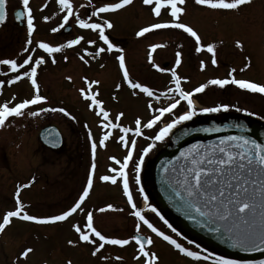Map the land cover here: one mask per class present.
Segmentation results:
<instances>
[{"label":"rangeland","instance_id":"rangeland-1","mask_svg":"<svg viewBox=\"0 0 264 264\" xmlns=\"http://www.w3.org/2000/svg\"><path fill=\"white\" fill-rule=\"evenodd\" d=\"M71 2L75 8L82 4H89V9L93 11V5L99 7L103 3L118 2V0H91V4L89 0H71ZM184 7L186 12L182 14L181 22L188 24L197 31L201 37V42L210 44L214 40L213 37L226 38L228 41L235 39L243 41L245 39L248 43L250 42L249 47L245 50V58L250 62V69L255 71L259 69V71L264 72V64L258 65L256 55L253 53L257 48L254 43L261 42L263 50L260 51L262 55L264 54V0H252L251 4L241 6L239 10H213L195 4V0H187ZM151 8L152 6L143 4V0H133V3L128 5L126 10L116 18L114 33L118 36L138 37L136 33L143 27L157 22L171 21L172 18L166 10H162L161 16L156 17ZM185 34L183 30L168 28L153 30L145 36L154 37V42L162 45V42L168 40L166 38L177 35L185 36ZM186 35L188 36V34ZM32 49L33 47L29 49V52H32ZM73 51L76 50H68L66 55L70 56ZM157 52L161 59H166L164 57H166L167 50L160 47ZM35 57L34 54L33 60ZM224 59H226L225 56L219 57V61H225ZM219 61L217 60V62ZM60 64L64 63L60 61ZM64 65L59 69L70 70L66 66L68 64ZM70 72L73 74H43L44 84L56 95V101H53L54 107H63L70 113L69 116H65L55 112L50 117L51 122L61 129L65 137V145L62 151H45L38 147V130L40 126L46 124L45 120H42L41 124L36 121L24 125V129L21 131L23 132L22 145L24 151H0V222H2L7 211L15 210V193L18 186L25 184L30 186L20 188V200L25 205L24 210L31 215L47 217L60 214L72 206L87 186V179L93 163L90 132L92 140L97 143L96 171L93 187L82 205L85 211L80 212L78 210L68 220L55 224H37L18 218L12 219L10 225L6 226L5 230L0 233V264H69V262L71 264H143V257L141 260L134 259L137 254V246L134 242L123 248L106 245L101 253L95 257L92 256L94 245L79 242L78 234L73 228L74 224H79L83 230H87L86 213L92 211L94 227L102 234L109 237L129 238L134 234L137 221L130 215L131 208L123 193L122 182L118 180L113 185L110 182L100 180L103 175H112L110 168H118V165L109 159L110 157H116L123 161L127 155L128 149L118 142V137L122 133L117 129L112 130L113 135L106 142V147L99 145V141L106 131L101 127V117L96 114L98 110L88 107L90 101L86 103L82 100L80 89L87 91V85L82 81V75L72 70ZM215 72V74L205 77L203 83H207L210 79L227 78L228 69L226 67H219L215 69ZM106 75V80L101 77L96 78V76H92L93 79L91 76L87 77H90L89 81H100L99 85L93 86L92 91H99L97 98L103 101V106L110 112V119L113 122H115L117 114L123 112L124 116L119 123L134 129L136 118L139 117L142 122L146 123L156 114L154 109L166 107L162 98L156 100L139 91H135L136 95H133L134 91L123 78L120 88L117 89L113 82L107 81L111 75ZM68 77H71V80ZM228 90V86L223 89L218 86H209L207 91L198 93L195 101L197 111L204 107L222 104H227L230 109L233 101L241 102V94L238 88L234 87L233 92H228ZM154 93L160 95V92L154 91ZM149 102L152 103L153 109L148 108ZM187 110L188 107L179 106L173 110V113H166L152 129L143 128L142 136L134 137L133 134V136L128 134L129 143L133 139L136 141L133 158L127 171L130 175V189L137 206L155 227L167 235H171L184 247L199 252L201 256L211 253L207 260H195L186 257L160 237H157L146 226L141 225L142 234L146 237L150 236L154 241L150 250L159 255L160 264H210L211 262L213 264V258L216 257L208 248L201 247L196 241L180 232L160 210L157 211L180 233L179 236L173 233L163 220L150 209L146 207L147 210L142 209L145 204H143V196L138 190L143 187L144 194L146 191L148 192L144 183L145 174H142L144 165L157 154L164 143H167L166 139L154 142L151 138L157 134L163 123H168L172 117ZM16 138L17 136H10L7 144H15ZM150 143H155V147L144 157L140 184L137 185L133 167L138 162L143 149ZM109 204L113 205L115 209H123V211H98L100 208H106ZM151 205L157 208L155 203H151ZM70 240L74 244H69L68 241ZM189 240L193 243L189 244ZM196 245H199V248ZM27 248H32L33 251L24 257L22 253ZM102 256L109 258L104 260L101 258ZM117 256L122 257V259L117 260Z\"/></svg>","mask_w":264,"mask_h":264},{"label":"snow or ice","instance_id":"snow-or-ice-1","mask_svg":"<svg viewBox=\"0 0 264 264\" xmlns=\"http://www.w3.org/2000/svg\"><path fill=\"white\" fill-rule=\"evenodd\" d=\"M91 4V0H89ZM133 3V0H118V2L103 3L102 6L96 7L93 5L94 10L91 13L92 17H100L101 14L114 12L124 8ZM252 0H195V4L207 7L213 10H239L241 6L251 4ZM22 10L16 12V18L20 20H26L27 40L24 53H29L22 63H18L16 59H0V65H7L17 75L8 81L9 84H15L24 78H28L30 84L34 90L31 98H24L20 102L10 106L11 102H5L0 104V128H3L6 121L10 117H24L25 115L30 117H38L42 113L47 112H59L65 116H69L70 113L63 107H40L35 110H30L32 106L41 105L47 102V98L40 94V85L38 83V69L44 64L45 58L43 56L36 57L33 60L35 49L29 52V46L32 45L33 33L36 31L34 23L33 10L29 6L30 0H21ZM60 9L65 12L63 16V22L58 27H53L51 31L53 33L59 32L65 25L68 24L69 19L75 15V22L79 28L92 30L98 33L99 40L103 41L105 47H99L95 53L88 52L84 49L86 55L99 56L102 53L118 51L120 55L116 57L119 63V68L122 71L123 80L133 90H139L140 93L145 94L147 97L155 98L159 100L160 95L154 93L153 89L145 86L140 82H135L130 78L129 70L126 66L125 56L123 55V49L116 48V45L109 39V36L105 34V29H111L112 23L103 20L102 22H93L91 17L87 19L80 18L77 13H74L73 4L71 0H58ZM143 4L152 6L151 10L156 17H160L162 10H166L170 16L169 22H157L149 26L141 28L136 35L143 37L145 34L152 32L153 30L160 29H178L183 30L184 33L194 38L197 45L195 51H206L211 54V64L217 65V53L216 45L208 44L202 45L201 37L191 26L181 22V16L186 12L184 5L186 0H143ZM7 5L8 0H0V24H3L7 19ZM81 7H84L81 5ZM49 17H44L47 21ZM84 40L83 36H79L75 39H70L66 44L60 46H52L47 42H38L37 47L42 49L44 53L52 56L54 53L61 52L64 48H72L79 45ZM96 41L89 40L88 44L94 45ZM237 47H242L239 41L236 42ZM163 47V45H152L151 52H155L157 48ZM68 59L67 56L64 57ZM80 59L85 64L88 63L84 56H80ZM150 62L160 72H165L167 69L155 64L149 56ZM55 59H52V63H55ZM182 63L181 53H176L175 65L179 67ZM31 65V67H27ZM103 66V65H102ZM250 66V62L245 65V68ZM206 67L204 61H201V69ZM21 69H25L21 73ZM244 69H241L243 71ZM236 69H231L229 78H215L210 79L207 83L200 84L192 91H185L181 86L182 78L178 75L175 69L171 70V77L174 81L175 87L169 88L168 93H178L179 98L186 101L188 110L183 114L177 116L175 119L164 124L160 127L157 134L151 139L156 141H163L170 133L173 132L178 125L183 122L190 121L196 116L197 109L192 99L194 94L203 93L209 86H218L219 88H225L228 85H235L239 89L247 90L252 93L264 94V84L252 82L245 79H237L233 75ZM71 80V77H68ZM85 83L87 85V91L80 89L81 95L85 100L90 101L88 107L93 110H98L96 114L101 117V127L106 130L99 141L101 147H106V142L112 137L113 131L119 129L122 133L118 137V142L126 149L127 155L123 158V161L116 157H110L117 167L110 168L112 175H103L100 180L103 182H110L115 185L118 180L122 182L123 193L127 198V203L130 205V215L133 216L137 223L135 224L134 234L129 238H116L109 237L101 233L94 227V216L92 211L86 213V228L83 230L79 224H74L73 228L78 234V241L86 244L94 245L92 250V256H97L105 248L106 245L119 246L121 248L126 247L134 242L137 246V254L134 259L141 260L143 257V264H160V257L155 251L150 250V246L154 244L153 239L150 236H145L141 232V225L146 226L157 237H160L163 241L173 246L179 253L186 257L193 258L195 260L204 259L207 260L211 253L201 256L199 252L192 251L187 247H184L181 243L177 242L171 235H167L164 231L155 227L153 223L146 218L143 211L137 206L136 201L133 198L132 191L129 185V176L127 169L129 163L132 161L133 153L136 147V141L133 139L130 143L128 140V134L132 133L134 136L139 137L143 135V128L152 129L161 121L162 117L166 113H173V110L177 108L180 100L170 103L167 107H160L154 109L156 113L146 123L138 117L135 120V128L122 126L119 121L124 116L123 112L117 114L115 122L110 119V112L103 106V101L98 99L99 91H92L94 85H99L100 81H89L86 77ZM4 81H0V90L3 89ZM117 89L120 88L118 84ZM136 95V92H133ZM115 98V97H114ZM15 100V96L12 98ZM149 109H153L151 102L148 104ZM229 106L227 104L217 105L213 107H204L199 111L202 113H218L221 111L227 112ZM236 111H242L237 108ZM74 119V117H73ZM232 128H235L241 132L239 135H229L219 139L218 142L209 145L200 143L192 144L188 148L180 152L176 162L171 169L164 167L163 171L166 175L170 176V179L166 181L172 189L173 198L177 204V208L180 211H184L190 218L196 219L197 217L205 219L206 222H212L213 224L219 222L223 227V231L220 227H216L213 230L221 235H226L228 241L231 242L232 247L241 248L244 251H252L264 246V143H259L255 139H251L249 136L244 135L246 131L245 127L241 124H233ZM217 132L219 128H203V129H184L180 133V137H186L193 132ZM178 137V139L180 138ZM89 138L91 140V153L93 163L91 164L89 176L87 179V186L82 190V194L67 210L60 214L51 215L47 217H37L31 215L24 210L25 205L20 200V188L29 187V184L18 186L15 193V210H9L3 216L2 222H0V233H2L6 226L10 225L13 218H18L22 221L35 222L37 224H55L57 222H64L68 220L78 210L84 212L85 209L82 205L85 199L89 196L90 190L93 187L94 176L96 171V151L97 143L92 140L91 133L89 132ZM49 143L53 146L57 141L55 138L50 139ZM155 147V143H150L143 149L142 154L139 156L138 162L134 164L133 171L135 173L134 179L137 185L140 184V173L144 164V157ZM34 182V178H33ZM139 193L143 196L145 201V207L150 209L151 212L163 220L164 224L171 229L177 236L180 235L177 230L164 219L163 216L157 211L155 207H152L148 203V196L144 194V188L140 187ZM106 210L123 211V209H115L113 205L109 204L106 208H100L98 211L105 212ZM69 244H74L73 241H68ZM189 244L193 241L189 240ZM199 248V245H196ZM33 251L32 248H27L22 255L27 257L29 253ZM104 260L109 257L102 256ZM117 260L122 257L117 256ZM214 264H240V261L235 259H229L224 256H216L213 258ZM71 264V262H69Z\"/></svg>","mask_w":264,"mask_h":264},{"label":"flooded vegetation","instance_id":"flooded-vegetation-1","mask_svg":"<svg viewBox=\"0 0 264 264\" xmlns=\"http://www.w3.org/2000/svg\"><path fill=\"white\" fill-rule=\"evenodd\" d=\"M29 6L33 10L34 23L36 26V31L32 36L33 43L31 46H29V49L33 47V49H35L34 54L36 55V57L43 56L45 58L46 62L42 64L38 69V83L40 85V94L47 98L46 103L32 106L30 110H35L36 108L40 107L55 106V104H53V101H56V95L55 93L51 92V90H49L50 88H48V86L46 87L43 81V74L45 73H52L53 75H71L73 74L72 72H70L72 70L82 75L83 82H85V77L89 80L90 77L87 76H96V78L101 77L102 79L106 80V74H109L111 76H109L110 78L107 80L108 82H113L115 86H117L118 84L121 85L123 76L122 71L119 68L118 60L116 59V57L120 55L118 51H106L99 56H89L84 52V49H87L88 52L95 53L99 47L106 48V45H104L103 41L99 40L97 32L79 28L78 24L75 22L76 17L74 15L69 19L68 24L65 25L64 28H62L59 32L53 33L51 29L53 27H58L59 24L63 22V16L65 15V12L60 9L58 0H30ZM83 6L84 7H81L80 5V7L75 8V6L73 5L74 13H77L80 18L87 19L91 17L93 22H102L103 20H107L112 23L113 27L111 29L106 28L105 34L109 36V39L113 42L114 45H116V48L123 49V55L125 56L126 66L129 70L130 78L135 82H140L145 86L152 88L153 91L160 92V96L166 103V107L170 103L175 102V100H180V103L177 107H188L187 102L180 99L178 93H168L166 96L164 95V93L168 92L169 88L175 87L174 81L171 77L172 69H175L178 75L181 76V86L185 91H192L200 84H204L203 81L205 80V77L210 76L211 74H215V69L219 67H226L228 69L227 78H229L231 69L234 68L236 69L235 73H233L235 78L264 84L263 71H259V69L256 71L251 70L250 66L245 68V65L249 63L248 59L245 58V50L249 47L250 44V42L248 43V41L245 39L243 41L239 39L228 41L226 38L213 37L214 40L213 42H211V44H215L217 46V60L219 61V57L224 56L226 59H224L225 61H219L217 65H212L211 54L206 51V48L204 51H201L199 53L195 51L197 45L194 38L190 37L189 35L187 36L186 34L185 36H172L166 38L168 39L167 41L162 42L163 49L167 50V54L166 57H164L166 59H161L157 52L159 48H157L155 52H151V46L159 44L156 41L154 42V37L150 35H146L143 37L118 36L114 33L116 18L126 10L127 6L114 12L101 14L100 17L91 16L92 11L89 9V4H84ZM19 10H22L21 0H8L7 19L0 26V59H16L18 63H22L23 59H25L29 53L23 52V48L25 47V43L28 37L26 31V20H20L16 18V12ZM44 17H49V19L45 21ZM79 36L84 37V40H82L79 45L73 46L72 48H64L61 52L54 53L52 54V56H49L47 53H44L42 49H39L37 47L38 42L41 41L50 43L52 46L58 47L61 44H66L68 40L75 39ZM89 40H94L96 41V43L94 45H90L88 44ZM237 41L241 43L242 47H237ZM201 43L204 46L208 45L204 42ZM254 44L257 45L256 51L253 52L254 55H256L255 58L257 59V64L262 65L264 64V54L262 55L260 51L262 49L261 42H257ZM71 49L76 51H73L70 56H67L66 52ZM177 52L181 53L182 60V63L179 65V67H176L175 65ZM150 53L151 58L155 62V64L167 69V71L160 72L156 67L153 66V63L150 62L149 59ZM65 56L68 57L67 60L64 59ZM80 56H84L85 60H87L88 63L85 64L84 61L80 59ZM53 58L56 61L55 63H52ZM60 61L61 63L68 64L66 66L69 67L70 70H65L63 68L59 69V67H61L62 65L65 66L64 64L61 65ZM201 61H204V63L206 64V67L203 70L201 69ZM27 67H31V65ZM241 69L244 70L241 71ZM24 70L25 69H21V73ZM16 75L17 73L13 72L9 66L0 65V81H4L3 89L0 90V104L11 102V106L17 102H20L24 98H31V96L33 95L34 90L28 78H24L15 84L8 83V81L13 79ZM93 78L94 77H92V79ZM105 85L108 86L107 84ZM228 87V92H233L234 87L238 88L235 85H228ZM132 91L139 90L132 89ZM205 91H207V89ZM238 91L241 94V102H238L237 100L233 101V105L230 106V109L227 112L221 111L218 113H204L206 115H201V113L197 111L198 114L194 116L192 120L183 122L175 129H173V132L165 138L167 140V143H164L163 147L157 152V154L144 165L142 174H145V186L147 185L150 176V167L153 160L157 157L161 150H163L170 144L172 135L178 129L190 125H195L199 121L209 119L221 121L225 120L228 117L236 118L239 120L241 119L250 123H261L264 126V94L252 93L250 91L242 90L239 88ZM13 96H15V100L12 99ZM196 96L197 94H194L192 97L194 104L197 98ZM82 100L88 103V100H85L84 98ZM237 108L242 109V111H236ZM183 113L184 112H182L181 114ZM52 114L53 112H47L42 113L38 117H30L27 115H25L24 117H10L9 120L6 121L5 126L3 128H0V151H24V146L22 145L23 132H21L24 129V125L26 123H35L36 121L39 122L38 124H41L42 120H45L46 124L44 126H40L38 130V147L43 148L45 151H62L65 145V137L60 128L59 130L62 136V144L59 149H51L49 147H46L40 140V132L44 128L55 126L50 119ZM176 117L177 116L172 117L168 122H171V120L175 119ZM164 124L166 123H163V126ZM129 134L132 135V133ZM10 136H17L15 144H7V140L10 139ZM128 176H130L129 173ZM152 193H154V191ZM145 195L148 196L149 204L157 203L150 192L146 191ZM180 232L182 231L180 230ZM196 243L198 242L196 241ZM198 244L201 247H204L200 243ZM210 252L214 253L216 256H222L214 250H210ZM198 262L204 263L203 261ZM210 264H212V262Z\"/></svg>","mask_w":264,"mask_h":264},{"label":"water","instance_id":"water-1","mask_svg":"<svg viewBox=\"0 0 264 264\" xmlns=\"http://www.w3.org/2000/svg\"><path fill=\"white\" fill-rule=\"evenodd\" d=\"M1 26V24H0ZM241 124L245 127L244 135L255 139L259 143H264V126L261 123L247 122L236 118L228 117L225 120H204L199 121L195 125H190L178 129L171 137L170 144L159 152L153 160L150 167V176L146 187L156 200L158 209L168 217V219L189 238L199 242L210 250L223 255L226 258L235 259L245 263H262L264 262V246L252 251H244L241 248H234L231 242L227 240L226 235H221L213 229L220 227L223 231V225L219 222L213 224L206 222L205 219L197 217L190 218L184 211L177 208L174 201L172 189L167 180L170 179L166 175L163 168L169 169L176 162L180 152L188 148L192 144L200 143L209 145L216 143L220 138L229 135H239L241 132L232 128L233 124ZM219 128L220 131L205 133L193 132L186 137H180V133L184 129H203V128ZM178 137H180L178 139ZM55 138L57 143L53 146L49 143L50 139ZM40 140L42 144L51 149H59L62 144V136L56 126H49L40 132ZM150 190V191H149ZM154 191V193H152Z\"/></svg>","mask_w":264,"mask_h":264}]
</instances>
